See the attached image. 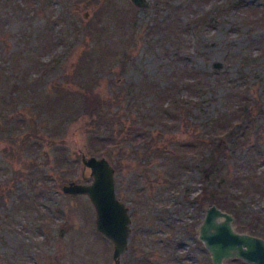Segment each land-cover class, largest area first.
<instances>
[{
    "label": "rangeland",
    "instance_id": "374dc122",
    "mask_svg": "<svg viewBox=\"0 0 264 264\" xmlns=\"http://www.w3.org/2000/svg\"><path fill=\"white\" fill-rule=\"evenodd\" d=\"M87 59L95 60L90 86L122 129L115 147L99 142L94 153L91 137L108 129L81 112L62 122L36 107L53 104L59 87L78 89L74 69ZM0 62L23 79L10 104L0 101V115L16 109L24 118L13 122L14 136L0 131V264H114L89 198L61 189L91 181L81 153L109 160L115 195L128 206L120 264H213L198 238L215 204L202 169L211 140L228 131L235 145L222 173L238 179L234 209L215 205L233 215L235 230L264 238V0H148L144 8L131 0H0ZM224 112L233 126L220 131L213 121ZM27 133L39 145H22Z\"/></svg>",
    "mask_w": 264,
    "mask_h": 264
},
{
    "label": "trees",
    "instance_id": "16d2710c",
    "mask_svg": "<svg viewBox=\"0 0 264 264\" xmlns=\"http://www.w3.org/2000/svg\"><path fill=\"white\" fill-rule=\"evenodd\" d=\"M94 62L95 60L93 59H87L83 64L75 67V75H73V77L75 78V80H77V84H79L78 89L64 91L62 87H59L58 90H56L58 95L53 104H50L48 99L41 98L43 100H41L40 102L38 101L36 105V107H38L39 109L41 108L44 112H47L50 115H54L56 119H59L62 122H67V119H70V117H72L73 115L81 112L82 116L88 117L98 129H108V131L105 133L99 130L97 134L102 136L91 137V140L93 138L96 139V143L94 141L90 149V151L93 153L99 150V142H102V144L104 145L105 142L109 140L111 145L115 147L120 141V139L118 138L122 132V129L119 128V117L117 118L116 112H110L109 104H107L106 101L101 98L98 93L90 86V82L92 79L91 70L93 68L92 65L94 64ZM99 63H97V65H99ZM28 67H30V65ZM14 68H16L15 65H13V67H10V72H13ZM36 79L38 78H35V80ZM22 81L23 79L14 77L10 78V75L5 73V68L1 66L0 62V101H2L4 104H10V102H12V99H9V94L16 92V88L22 84ZM4 85L12 86L13 89L7 92L6 88H3ZM235 99V109L239 113L245 112L246 115H243L245 116V125H250V121L248 119L249 111L246 103V98L243 96V94H237L235 96ZM33 100V104H36L37 100L34 98ZM13 113H17V110L10 109L0 115V131H6L9 136H14V130L17 127L14 126L13 122L18 123L24 120V118H16ZM228 115L229 114H227V112H224L213 121L214 125L217 126L220 131L226 128H231L233 126L232 120L228 117ZM36 126L49 130L51 124H48L47 120H37ZM51 127L53 128V126ZM235 127L241 132L245 130V128H243L244 126L242 127L241 124H237ZM35 134L36 129L34 130L33 135ZM232 134H234V132L230 131H228L226 134L218 133L214 137L215 139L213 138L211 140V153L208 157L210 163L202 169V181L204 183L203 190L208 195L207 200L227 210L234 209V205H232V201H230L231 195L229 194V192L230 189L237 184L236 181L238 182V179L236 177L229 178L222 173V170L227 171L225 169V159L228 158L226 157V152L229 149H233V146L235 145V140H232V142H234V145L231 144ZM239 135L243 136L244 132L240 133ZM21 144L24 145L27 149L34 146V144L39 145V143L33 142V140H31V136L29 133H27L26 136L22 139ZM53 145L58 144L55 141L53 142ZM55 161L57 162V165L61 166L63 165L64 158H56ZM209 183L211 186L213 185V187H209Z\"/></svg>",
    "mask_w": 264,
    "mask_h": 264
},
{
    "label": "water",
    "instance_id": "95a60500",
    "mask_svg": "<svg viewBox=\"0 0 264 264\" xmlns=\"http://www.w3.org/2000/svg\"><path fill=\"white\" fill-rule=\"evenodd\" d=\"M144 8L148 0H131ZM81 161L89 169L90 182L69 181L61 189L66 194L86 195L95 212V229L111 240L112 259L120 264L121 255L127 249L131 218L128 206L115 195L114 167L104 156L81 153ZM233 215L210 204L198 225V238L210 254L213 264H224L231 258H239L250 264H264V238L234 229Z\"/></svg>",
    "mask_w": 264,
    "mask_h": 264
},
{
    "label": "bare ground",
    "instance_id": "6f19581e",
    "mask_svg": "<svg viewBox=\"0 0 264 264\" xmlns=\"http://www.w3.org/2000/svg\"><path fill=\"white\" fill-rule=\"evenodd\" d=\"M235 224V223H234Z\"/></svg>",
    "mask_w": 264,
    "mask_h": 264
}]
</instances>
